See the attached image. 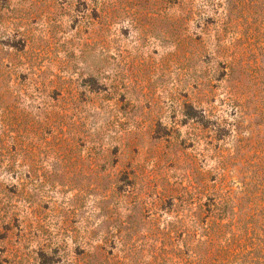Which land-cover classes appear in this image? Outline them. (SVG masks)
<instances>
[{"label": "rangeland", "instance_id": "rangeland-1", "mask_svg": "<svg viewBox=\"0 0 264 264\" xmlns=\"http://www.w3.org/2000/svg\"><path fill=\"white\" fill-rule=\"evenodd\" d=\"M0 264H264V0H0Z\"/></svg>", "mask_w": 264, "mask_h": 264}, {"label": "trees", "instance_id": "trees-1", "mask_svg": "<svg viewBox=\"0 0 264 264\" xmlns=\"http://www.w3.org/2000/svg\"><path fill=\"white\" fill-rule=\"evenodd\" d=\"M231 219V218H230ZM232 220H233V217H232ZM235 221V220H234Z\"/></svg>", "mask_w": 264, "mask_h": 264}]
</instances>
